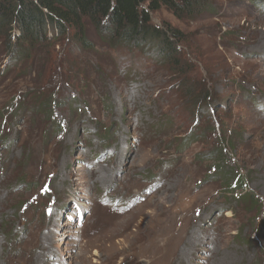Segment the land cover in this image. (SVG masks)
I'll use <instances>...</instances> for the list:
<instances>
[{
  "label": "rangeland",
  "instance_id": "1",
  "mask_svg": "<svg viewBox=\"0 0 264 264\" xmlns=\"http://www.w3.org/2000/svg\"><path fill=\"white\" fill-rule=\"evenodd\" d=\"M212 1L152 14L174 61L57 46L41 93L0 44V264H264V0Z\"/></svg>",
  "mask_w": 264,
  "mask_h": 264
},
{
  "label": "trees",
  "instance_id": "2",
  "mask_svg": "<svg viewBox=\"0 0 264 264\" xmlns=\"http://www.w3.org/2000/svg\"><path fill=\"white\" fill-rule=\"evenodd\" d=\"M163 7L189 20L211 13L212 0H0V44L9 67L24 63L29 83L41 93L64 53L93 50L96 42L110 48L144 49L174 61L180 33L171 25L157 26L152 14ZM62 55V56H63ZM208 96V92L205 94ZM43 106L56 105L45 95ZM242 185V182L240 183Z\"/></svg>",
  "mask_w": 264,
  "mask_h": 264
},
{
  "label": "bare ground",
  "instance_id": "3",
  "mask_svg": "<svg viewBox=\"0 0 264 264\" xmlns=\"http://www.w3.org/2000/svg\"><path fill=\"white\" fill-rule=\"evenodd\" d=\"M156 223H153V226L150 230L149 233V237L150 238H154L156 236H162L163 239L157 238L156 243H157V247L158 249L161 248L160 243L165 241V238L170 239V237L172 236V229L174 227L173 221L171 219V217L164 219L163 221ZM9 264H18V260L17 259H11L8 261Z\"/></svg>",
  "mask_w": 264,
  "mask_h": 264
},
{
  "label": "water",
  "instance_id": "4",
  "mask_svg": "<svg viewBox=\"0 0 264 264\" xmlns=\"http://www.w3.org/2000/svg\"><path fill=\"white\" fill-rule=\"evenodd\" d=\"M144 263H147V260H143Z\"/></svg>",
  "mask_w": 264,
  "mask_h": 264
}]
</instances>
